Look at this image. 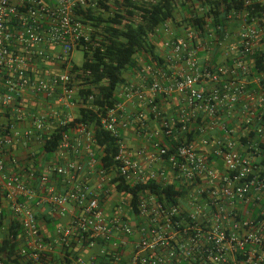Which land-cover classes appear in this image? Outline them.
Returning a JSON list of instances; mask_svg holds the SVG:
<instances>
[{
	"label": "built area",
	"instance_id": "built-area-1",
	"mask_svg": "<svg viewBox=\"0 0 264 264\" xmlns=\"http://www.w3.org/2000/svg\"><path fill=\"white\" fill-rule=\"evenodd\" d=\"M114 1L0 0V112L7 119L0 127V196L24 230L21 254L36 264H53L47 257L53 245L46 242L33 207L37 201L77 209L69 225L58 228V242L68 246L87 240L88 249L100 246L95 264L120 263L119 251L126 245L122 237L134 240L127 264H264V71L257 69L254 58L264 52V27L249 13L264 0H245L228 11L230 26L219 43V64L201 62V52L212 54V42H199L192 29L177 36L166 23L151 37H167L166 62L142 65V82L122 85L117 95L138 101L158 124L149 133L145 114L136 119L139 131L153 142L148 154L153 169L145 170L126 152L120 130L135 121L123 103L101 119L106 131L121 138L116 161L126 184L175 186V204L145 192L136 212L132 196L119 194L112 184L115 172L103 168L93 128L83 124L71 129L57 152L77 159L51 170L73 183L65 193L49 185L47 171L21 176L7 168V151L22 143L43 145L45 135L75 119L81 108H92L93 97L85 105L72 79L73 53L84 49L82 39L89 40L76 12L106 13L102 7H112ZM203 15L198 8L196 16ZM141 20L136 15L124 23ZM213 34L211 30L208 38ZM45 66L47 71L37 74L36 67ZM26 94L43 96L50 105L47 112L32 116L33 124L22 132ZM174 97L179 104L170 113L163 104ZM64 108L76 110L77 116L62 120ZM166 139L175 144L165 145ZM83 152L85 164L78 160ZM83 174L96 177V184L83 182ZM115 192L120 202L109 216L105 205ZM78 263L85 264L82 258Z\"/></svg>",
	"mask_w": 264,
	"mask_h": 264
},
{
	"label": "trees",
	"instance_id": "trees-1",
	"mask_svg": "<svg viewBox=\"0 0 264 264\" xmlns=\"http://www.w3.org/2000/svg\"><path fill=\"white\" fill-rule=\"evenodd\" d=\"M244 2L245 0H115L112 7L108 5L102 7L108 13L107 15L103 11L98 12L93 9L77 10V19L91 31L89 40L82 39L80 42V46H84L85 61L81 67H74L73 71L76 74L72 79L85 105L88 99L93 97L90 103L92 108H81L75 119L56 128L50 136L45 135L41 153L47 155L57 153L71 129L79 124L87 125L93 128L96 144L102 151L103 168L115 172L112 184L115 185L119 194L132 196V204L136 212L140 196L145 192L154 193L175 204V197L178 194L175 186L163 187L153 182L134 186L126 184L118 170L121 164L116 161L121 138L106 131L101 119L110 108L120 102L117 91L126 83L127 70L141 68L138 65L140 53L143 52L154 62H162L151 38L159 27L172 23L184 29L194 30L199 42L203 44L212 42L213 47L212 54L201 52L199 58H205V64H219L222 58L219 43L224 40V32L230 26L227 13ZM198 8L204 10V15L201 17L196 16ZM178 9L185 13V16H181L180 22L177 18ZM249 13L251 18L258 19L264 27V5L255 4L249 8ZM136 15L142 17L140 23H124V20ZM211 30L214 33L213 37L208 38ZM254 58L257 69L264 71V52L256 53ZM165 143V145L175 144L173 140L165 141ZM9 160L13 165L12 159L9 158ZM22 161L27 162L28 160H21L18 168L21 167L24 172H29L28 164L25 165L21 163ZM4 203L5 199L0 196V209L4 207ZM37 219L40 220L43 217L37 215ZM23 236L24 230L20 222L11 219L9 228L0 241L1 264H36L27 255L21 254ZM87 242V240L83 243L71 241L70 245L62 244V248L58 250L65 252L66 256L78 258L77 246L85 248ZM53 248L56 249L55 246ZM122 253L120 250L119 255ZM47 257L49 258L48 254ZM51 261L55 262L54 256L50 257L49 262ZM99 263L109 264L107 260H100ZM66 264H72L67 257Z\"/></svg>",
	"mask_w": 264,
	"mask_h": 264
},
{
	"label": "crops",
	"instance_id": "crops-1",
	"mask_svg": "<svg viewBox=\"0 0 264 264\" xmlns=\"http://www.w3.org/2000/svg\"><path fill=\"white\" fill-rule=\"evenodd\" d=\"M171 30L173 29V34H176L177 36H181L183 32L185 31L182 29H177L175 28V25L170 23ZM156 38L160 41L156 44V53L158 57L164 62H166V52L163 48V41L167 38L165 35L160 34L156 37H154L153 40L156 41ZM157 42V41H156ZM160 44V45H159ZM159 46V48L157 47ZM57 52L59 51V48L55 49ZM201 62L205 61V58H201ZM150 63H153L150 58ZM209 61V59H207ZM149 62V61H148ZM147 62V64H149ZM166 64V63H165ZM47 66V65H46ZM37 69L36 67V72L41 73L43 71H47V67ZM56 70V69H55ZM139 70L135 69H129L125 73V79L126 83L125 84H140L142 82L141 75L139 74ZM120 102L123 103L125 107L126 113L130 114L132 118L134 119V123L132 126H130L127 129H121L120 130V135L122 138V141L126 147V152L127 154L135 161L140 162L142 167L145 170H151L154 168V166L150 167V161L148 154L150 151H152V141L148 140L145 138V136L142 134L144 131H139V125L136 122L137 117L141 116L142 114H145V121L147 124V131L149 133L154 132L156 129H158V124L151 119L150 116L146 113L144 107L136 101L135 99L132 100H127L125 98V95L123 96H118ZM25 111L27 112V119L25 121V124H23L19 129L20 131L24 132V130L28 129L32 124H33V117L32 116H37L41 113L47 112V107L50 105V103H47V100L43 96H33L26 94L25 97ZM179 104V99L176 97L170 99L169 101L165 102L163 104V107L166 111L168 112H174L178 108ZM75 112V113H74ZM76 110L74 109H69V108H64L63 109V116L62 120L67 119L68 116L76 115ZM5 116L1 115L0 112V127L2 124H5L7 119ZM58 122V121H55ZM56 124V123H55ZM55 126V125H53ZM142 136H141V134ZM164 140L165 141H168ZM156 141V140H155ZM154 141V142H155ZM170 141V140H169ZM166 144V143H165ZM41 146L42 144L32 142V143H22V144H17L15 147H13L10 151H7V164H8V169H11L15 173L21 174V176H26L28 172H24L23 169L20 167L18 168L19 162L23 159H27L28 161H22L21 163L27 165L28 164V171L31 170H36V172H45L50 174V183L49 185L55 189L56 193H65L66 191L70 190L73 187V183H71L69 180L59 177L54 175L51 170L55 166H62L67 164V162H70L71 160L73 161L74 159H77L75 157L70 156L69 154L62 152V153H55L53 155H47V154H42L41 153ZM143 154L141 155V153ZM15 159L17 160V165H11L10 160ZM82 163H87L88 162V156L83 152V154L78 158ZM20 166V165H19ZM81 180L83 182H87L89 186H94L96 184V177L89 179L90 177H87L86 174L82 175ZM118 201L116 202V200ZM116 202V203H115ZM120 202V197L119 196H113L112 201L108 202L105 205L106 211L109 214V216H112L113 213V208L112 205L119 204ZM37 212V215L39 217H43V219L38 220L40 227H41V232L43 236L45 237V240L47 243L52 244L53 246L56 247L54 252L49 255V261L50 257L54 256L55 257V262L51 261L53 264H66V257L72 262V264H79L78 259L82 258L85 262V264H95L93 261V258L98 257L100 254L101 247L97 246L94 249H88L87 247L85 248H80V246H77L78 250V258H73L71 256H66L65 252H60L58 250L59 248H62L61 244L58 242V235H57V230L60 227H65L69 225V223L78 215L77 209L71 204L67 205L64 208H55L51 206L49 203L47 205H37V201H35L34 206H33ZM13 219L12 214L9 210L8 204L5 202L4 207L0 209V228H5L4 232H0V241L3 237V235L7 232L9 228V222ZM2 222V224H1ZM132 224H135L132 222ZM133 239H128L122 237L121 243L126 244L124 247H121V260L120 263H115V264H127V259L129 258V255L132 252L133 248ZM26 243L25 239V234L22 237V245L21 248H24ZM98 261V259H97ZM126 262V263H125ZM1 264V263H0ZM99 264V263H98Z\"/></svg>",
	"mask_w": 264,
	"mask_h": 264
},
{
	"label": "rangeland",
	"instance_id": "rangeland-1",
	"mask_svg": "<svg viewBox=\"0 0 264 264\" xmlns=\"http://www.w3.org/2000/svg\"><path fill=\"white\" fill-rule=\"evenodd\" d=\"M106 15L108 14L107 12L105 13ZM185 16V13H183V12H181L180 11V9H178L177 10V18H178V21L180 22V20H181V16ZM175 28H177V29H182L183 27L182 26H178V24H176L175 25ZM85 34L87 35V36H89L90 35V29L89 28H87V27H85ZM183 30L186 32V30H189V29H184L183 28ZM186 35V33H184L183 32V34H182V36H185ZM157 41V42H156ZM156 41L155 40H153V42L155 43V45L158 43V39L156 38ZM159 43H160V41H159ZM160 45V44H159ZM158 48H159V46H157ZM141 55H140V57H138V65H140V67H142V65L144 66L145 64L147 65V62L148 63H150V60H149V57L146 55V54H144L143 52L142 53H140ZM144 54V55H143ZM72 61H73V64L74 65H76V66H78V67H81L82 65H83V63H84V61H85V52H84V50L83 49H78V50H76L74 53H73V56H72ZM115 196H118L117 194H116V192H115V194H114ZM113 195V196H114ZM113 196L111 195V197H110V200H109V202L110 201H112V199H113ZM120 197V196H119ZM118 201V199L116 200V202ZM115 202V203H116ZM113 204L112 205V208H113V210L112 211H114V209L117 207V205L116 204Z\"/></svg>",
	"mask_w": 264,
	"mask_h": 264
}]
</instances>
